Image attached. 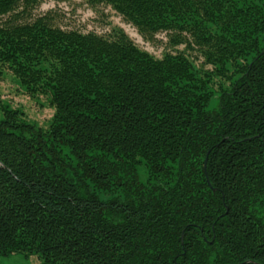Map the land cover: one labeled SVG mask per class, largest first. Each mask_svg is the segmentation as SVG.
<instances>
[{
  "label": "trees",
  "instance_id": "16d2710c",
  "mask_svg": "<svg viewBox=\"0 0 264 264\" xmlns=\"http://www.w3.org/2000/svg\"><path fill=\"white\" fill-rule=\"evenodd\" d=\"M41 1L0 0V78L54 110L0 99V258L264 264V0H82L184 46L161 59Z\"/></svg>",
  "mask_w": 264,
  "mask_h": 264
},
{
  "label": "rangeland",
  "instance_id": "374dc122",
  "mask_svg": "<svg viewBox=\"0 0 264 264\" xmlns=\"http://www.w3.org/2000/svg\"><path fill=\"white\" fill-rule=\"evenodd\" d=\"M30 13L29 19L50 13L54 26L80 33L93 32L97 35L107 36L112 30L119 28L138 48L157 59H161L165 53L176 54L184 49V46L170 47L166 33L155 35L151 42L144 40L132 25L126 23L119 14L103 4L91 7L82 0H42ZM186 55L194 61L196 66H200L202 58L198 52L187 51ZM0 99L6 101L12 108L20 109L25 114L27 121L42 128L48 126L54 113L44 97L38 99L28 97L6 70H3L0 78ZM0 264L40 263L35 256L24 258L20 254H15L7 258H0Z\"/></svg>",
  "mask_w": 264,
  "mask_h": 264
},
{
  "label": "water",
  "instance_id": "95a60500",
  "mask_svg": "<svg viewBox=\"0 0 264 264\" xmlns=\"http://www.w3.org/2000/svg\"><path fill=\"white\" fill-rule=\"evenodd\" d=\"M206 162H207V157L205 158L204 160V165H203V169H204V174H205V177H206V181L208 183V186L211 188L209 182H208V179H207V175H206ZM211 190L214 192L215 190L211 188ZM181 240L183 239V233L181 234L180 236Z\"/></svg>",
  "mask_w": 264,
  "mask_h": 264
}]
</instances>
